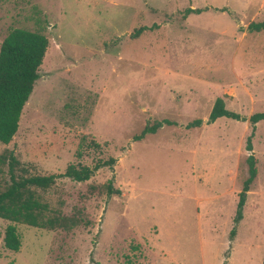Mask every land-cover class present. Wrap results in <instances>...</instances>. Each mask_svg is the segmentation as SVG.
Listing matches in <instances>:
<instances>
[{
  "label": "rangeland",
  "instance_id": "374dc122",
  "mask_svg": "<svg viewBox=\"0 0 264 264\" xmlns=\"http://www.w3.org/2000/svg\"><path fill=\"white\" fill-rule=\"evenodd\" d=\"M187 8L203 11L186 16ZM261 21L264 0H0V44L15 28L48 39L18 131L0 155L12 151L25 176L116 160L86 182L35 189L59 224H16L19 251L4 248L9 223L0 219V264H261L264 121L233 238L251 126L220 118L185 128L206 121L216 98L247 118L264 112V32L247 30ZM163 119L176 125L133 140ZM82 139L100 146L78 159ZM110 180L120 195L107 194ZM0 184H9L7 164Z\"/></svg>",
  "mask_w": 264,
  "mask_h": 264
},
{
  "label": "trees",
  "instance_id": "16d2710c",
  "mask_svg": "<svg viewBox=\"0 0 264 264\" xmlns=\"http://www.w3.org/2000/svg\"><path fill=\"white\" fill-rule=\"evenodd\" d=\"M203 10L198 8H187L184 15L199 14ZM223 11V10H222ZM145 27H140L134 33V37L140 35ZM249 32H264V21L252 22L248 25ZM48 49V39L38 32L22 28L11 30L0 44V143L8 145L18 131L20 118L29 97L33 92L34 85L39 78L41 67ZM220 118H228L236 121H247L251 126L250 134L246 138L247 177L243 182L242 189L238 195L236 212L233 218V227L229 236L233 238L236 227L243 219V207L246 194L257 176L256 161L253 155L252 138L256 124L264 121V112L250 115L248 118L228 110L222 98H216L206 121L194 119L185 125L186 129L200 127L202 124H213ZM164 125H176L175 122L163 119L147 124L139 135L133 140H142L148 134H154ZM99 144L94 140L85 142L82 139L77 147L75 157L81 159L89 150H98ZM115 159L97 161L93 167L70 164L65 171L52 175H19L16 169L20 162L13 156L12 151H6L0 155V164L8 165L9 184L1 189L0 184V219L7 221L3 237L5 249L13 252L19 251L21 247L20 237L16 230V224H24L38 229H55L60 220L59 211H54L49 216V205L40 201L35 189L47 190L51 188L58 179H68L73 182L88 181L99 169L112 167ZM22 170V169H20ZM23 171V170H22ZM107 194L120 195L119 189L112 187V181L107 183ZM261 264H264V256Z\"/></svg>",
  "mask_w": 264,
  "mask_h": 264
},
{
  "label": "crops",
  "instance_id": "0c3cea01",
  "mask_svg": "<svg viewBox=\"0 0 264 264\" xmlns=\"http://www.w3.org/2000/svg\"><path fill=\"white\" fill-rule=\"evenodd\" d=\"M263 249H264V246H263ZM261 259V258H260Z\"/></svg>",
  "mask_w": 264,
  "mask_h": 264
}]
</instances>
